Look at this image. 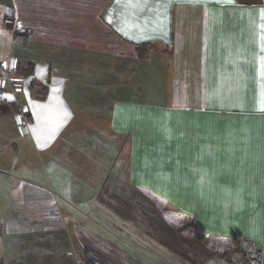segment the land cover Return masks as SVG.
Returning <instances> with one entry per match:
<instances>
[{
  "label": "crops",
  "instance_id": "obj_1",
  "mask_svg": "<svg viewBox=\"0 0 264 264\" xmlns=\"http://www.w3.org/2000/svg\"><path fill=\"white\" fill-rule=\"evenodd\" d=\"M1 64L16 87L0 71V155L90 124L111 134L113 166L126 138L128 172L127 185L110 167L24 186L0 160V264H245L242 246L264 242V0H0ZM138 194L164 205L159 225ZM172 211L203 229L200 258L162 234L180 225Z\"/></svg>",
  "mask_w": 264,
  "mask_h": 264
},
{
  "label": "rangeland",
  "instance_id": "obj_2",
  "mask_svg": "<svg viewBox=\"0 0 264 264\" xmlns=\"http://www.w3.org/2000/svg\"><path fill=\"white\" fill-rule=\"evenodd\" d=\"M7 18L13 19L12 16H8L5 18V20ZM26 119L29 123L28 117ZM76 120L77 118H75V121ZM85 121L87 122V124L92 122V120L90 119V116L87 117V120ZM51 138H52V134H51ZM125 139L126 138H124V136H121L120 138V144H121L120 146L122 148L119 150L120 151L119 155L116 157L119 165L116 164L115 166H113L111 164V160H112V157L117 155L118 148H116V145L114 144L112 140L111 134L109 133L102 134V133L96 132V128L90 124L89 125L83 124L79 127V129H73V131L67 130V131L62 132L55 139L51 147H49L46 150V152H44V150L38 149L33 139L28 134V137L24 139L23 146H18L17 150L14 148H11L9 151H6L2 155H0V160L6 158L8 161L6 163L5 168H3L1 172L3 176L5 174L7 175L6 177H8V182L10 184L16 185L17 183L15 180V176H16V177H19L20 180L24 181L25 182L24 186H26V184L29 181H31V177L37 176V178L39 177L42 178L39 183H42L44 180L47 182L48 180V177L46 178L47 175L56 174L59 172L62 173L64 169L71 171L73 174L82 173L83 171L87 173L88 178H92L95 170L98 172L97 168H99L103 173V172H106L111 167L112 170H116L115 173L116 174L118 173L119 174L118 176H120L121 180L124 183L126 182V185H127V181L125 179H127V172H128V150L126 148L127 144H126ZM94 147H97L98 149L95 150ZM39 150L44 153L45 158H47L48 160H54L55 162H59L61 163V165L57 167L53 172L50 170H47L46 163H45L47 161L46 160L45 162L43 161L41 157L42 154L41 152H39ZM73 151H77L78 153L81 151L82 153H85L83 155H88L87 163H85L86 165L81 166L79 163L75 164L71 160V157L69 156H71V152ZM100 157H102V159ZM114 161L115 160L113 159L112 163ZM50 183L52 182L50 181ZM92 184H93L92 181L88 179L87 185H88L89 190ZM82 187H83L82 189L83 191L85 188V181L82 182ZM58 199L60 200L61 198L58 197ZM111 199H113L116 202L118 201V199L120 200V198H110V200ZM152 200L154 202V203L151 202L152 205L157 206V207L155 206V209L158 211L157 214L154 212H148L146 210L144 211V215L146 219L149 218L155 224L159 225L160 219L158 215L160 214L162 215V213L160 212V207H163L164 205L159 201L157 197L156 198L153 197ZM143 207H145V205ZM109 209L110 208H107V210L105 209L102 212V214H98L99 216H101L100 218H98L94 213H89L87 215L88 224L92 222H98L101 220H104L106 222L111 221L112 213L109 212ZM60 210H61V214L63 216H66V214H64L65 207H62V208L60 207ZM172 213H173L172 215L171 214L169 215L171 216L170 219L174 222H177V221L180 222V225L175 227L169 224L170 228L167 231V233L162 231V234L164 236L166 234V236L170 237L172 236V233H174L173 234L174 237H177L178 240L180 237H182L183 242H184V251L187 253L185 257L200 258V255L201 256L203 255L202 254L204 250L203 247L205 249H208L207 248L208 244L202 243L201 244L202 248L198 247V245L196 244V241L192 238L193 232H191L188 226V223L191 222V219L175 211H172ZM138 215L139 214L137 213V217ZM82 219L84 220V218ZM170 230H172L171 231L172 233H170ZM229 241L231 242V239H229ZM245 246L246 245L242 246L241 250L237 252L240 259L243 258V252L245 250L244 248Z\"/></svg>",
  "mask_w": 264,
  "mask_h": 264
},
{
  "label": "built area",
  "instance_id": "obj_3",
  "mask_svg": "<svg viewBox=\"0 0 264 264\" xmlns=\"http://www.w3.org/2000/svg\"><path fill=\"white\" fill-rule=\"evenodd\" d=\"M6 22L11 23L12 19L7 18ZM0 71L4 74L6 78L5 81L8 86L9 91L14 93V90H15L14 84L12 83V80L9 79L7 76V73H9L11 70L1 64ZM0 96H3V91L1 88H0ZM15 104H16V114L20 121V124H22L23 126L27 128L28 121L26 119L27 111H26L25 106L22 105L20 102H18L17 99H15ZM243 260L245 264H264V242L258 247H255V246L246 247L243 252Z\"/></svg>",
  "mask_w": 264,
  "mask_h": 264
},
{
  "label": "trees",
  "instance_id": "obj_4",
  "mask_svg": "<svg viewBox=\"0 0 264 264\" xmlns=\"http://www.w3.org/2000/svg\"><path fill=\"white\" fill-rule=\"evenodd\" d=\"M23 71H24L23 69L19 68L17 70V73L21 74ZM135 204H137V207L141 211H146L147 210L148 212L156 213V210L154 209V207L151 204V202L149 200H147L145 197L141 196L140 194H138V196L136 197ZM144 205H145V207H143ZM188 226H189L191 232H193L192 238L195 241L202 243L203 240L205 239V233H204L203 229H201L200 227L196 226L193 222L188 223Z\"/></svg>",
  "mask_w": 264,
  "mask_h": 264
}]
</instances>
